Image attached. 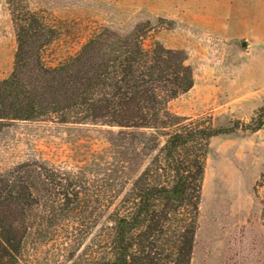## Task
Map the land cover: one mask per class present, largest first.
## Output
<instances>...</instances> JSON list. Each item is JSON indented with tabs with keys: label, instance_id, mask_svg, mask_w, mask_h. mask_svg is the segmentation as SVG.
I'll return each instance as SVG.
<instances>
[{
	"label": "trees",
	"instance_id": "trees-1",
	"mask_svg": "<svg viewBox=\"0 0 264 264\" xmlns=\"http://www.w3.org/2000/svg\"><path fill=\"white\" fill-rule=\"evenodd\" d=\"M6 3L17 48L0 80V131L20 121L143 130L153 155L128 189L110 179L91 194L84 174L37 161L0 173V264H23L32 246L59 235L75 253L69 264H190L209 143L231 130L169 110L194 84L185 53L144 47L140 25L127 35L104 28L47 67L57 30L25 0Z\"/></svg>",
	"mask_w": 264,
	"mask_h": 264
},
{
	"label": "rangeland",
	"instance_id": "rangeland-1",
	"mask_svg": "<svg viewBox=\"0 0 264 264\" xmlns=\"http://www.w3.org/2000/svg\"><path fill=\"white\" fill-rule=\"evenodd\" d=\"M25 3L57 30L43 54L47 67L76 55L104 28L127 35L140 25L144 47L159 42L185 53L194 84L169 110L231 130L209 143L190 264H264V0ZM16 48L9 7L0 0V80L10 75ZM147 137L102 125L11 122L0 131V173L37 161L84 174L90 194L110 179L128 189L153 155ZM88 204L98 207L94 196ZM66 242L59 235L32 246L23 264H69L75 253Z\"/></svg>",
	"mask_w": 264,
	"mask_h": 264
}]
</instances>
